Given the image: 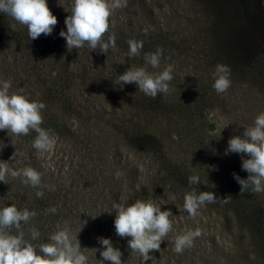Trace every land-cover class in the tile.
Segmentation results:
<instances>
[{
	"label": "rangeland",
	"instance_id": "1",
	"mask_svg": "<svg viewBox=\"0 0 264 264\" xmlns=\"http://www.w3.org/2000/svg\"><path fill=\"white\" fill-rule=\"evenodd\" d=\"M47 6L57 18L48 40L63 41L62 50L66 43L56 32L65 27L71 0H47ZM231 8L239 11V18H229ZM238 20L245 29H232L239 26ZM9 24L12 18L0 13V79L11 82V94L22 89L21 80L30 79L26 72L29 60L37 64L34 66L38 72L40 65L43 69L49 67V58L46 50L37 48L35 40H30L34 49L27 58L17 61L24 54L27 42H18L20 37L16 40L8 32ZM109 33L114 35L116 47L106 53L93 50L101 58V65L99 57L93 63L94 75L89 74L88 80L74 76L66 81L63 74L55 75L56 87L78 91L84 99V88L93 84L102 86L114 71L110 67L115 69L117 77L128 67L145 65L142 49L138 55L128 56L129 40L145 41L147 53L160 48L159 66H146V70L154 73L171 65L168 91L151 97L147 110L134 103L138 93L134 83L125 84L134 91L114 99L124 120L139 122L143 129H151L156 143L151 146L150 168L142 164L148 154L134 153L128 157L124 154L121 159V151L114 142L103 134L92 135L98 128L97 122L85 109L99 106L98 113L108 115L101 112L100 102L77 110L60 111L57 107L53 112L44 100L41 127L54 135L51 148L38 152L32 147L36 132L11 139L12 133L0 130V161H6L13 170L30 167L40 173L38 185L27 184L41 195L29 201L21 192L10 190L14 184L7 189L8 182L17 177L6 174L0 181L3 194L0 207L15 204L17 209L34 211L28 222L31 218H41L40 231L44 232H39L37 247L49 242L51 234L66 230L71 236H77L88 264H99L98 260H102L99 251L91 250L101 248L98 237L110 238L113 247L120 249L122 264H139V255L127 245L130 237H119L113 227L115 213L111 205L119 203L121 194H128L132 185L127 182L128 188L126 184L121 186L119 181L124 178L114 173L119 170L125 177L126 171L127 179L136 177L135 189L136 185L138 189L147 187L150 199L160 204L162 211L167 208L173 214L169 217L171 230L163 238L160 249L150 250L152 260L144 264H263L257 258L253 241L248 243L242 237L252 229L230 222L231 211L235 210L223 206L224 201L218 198L213 203H205L193 216L188 215L183 203L184 194L191 191H211L218 197L221 187L233 179V173L246 172L240 167L243 154L225 155L224 152L229 138L241 135L243 128L252 126L256 115L264 112V0H126L123 7L110 15L105 37ZM81 49L74 47L71 52L78 53ZM69 59L73 62L76 57ZM118 62L122 64L115 67ZM217 64L228 66L231 81L229 88L219 94L212 88V72ZM101 117L99 127L106 129L111 119L106 124ZM10 139L15 142L14 147ZM119 160L125 166L112 165ZM191 175L198 176V183L188 182ZM113 186L116 190L109 203L106 194ZM43 194H46L44 198ZM251 201L250 215L262 219L264 228V190L256 191ZM53 207L55 212L49 211ZM43 214H47L44 219ZM27 223L22 222L19 231L25 240L33 243L30 237L33 227L28 228ZM195 229L200 230V235L193 239L191 247L175 252L174 238ZM13 230L17 233L16 228ZM104 264L111 262L104 261Z\"/></svg>",
	"mask_w": 264,
	"mask_h": 264
},
{
	"label": "clouds",
	"instance_id": "2",
	"mask_svg": "<svg viewBox=\"0 0 264 264\" xmlns=\"http://www.w3.org/2000/svg\"><path fill=\"white\" fill-rule=\"evenodd\" d=\"M125 4L126 0H71L70 14L64 19L66 31L61 30L58 35L64 38L68 50L87 46L89 49H99L101 53H106L109 49H115L114 35L109 33L105 37L104 34L109 28L112 12ZM0 13L24 25L29 39H35L42 33L45 36L51 34L57 24L56 16L47 6V0H0ZM127 43L128 56L138 55L142 42L129 40ZM161 55L160 48L155 52L145 53V65L128 67L117 76L121 87L134 83L145 96L153 98L158 93L167 92L168 82L172 79L171 65L159 72L146 70V66L157 68ZM229 75L230 69L227 65L215 66L212 72V88L216 93H223L229 88ZM10 86V81L0 79V130H7V134L10 132L13 137L33 130L36 136L32 140V147L38 152L48 150L54 144V135L49 129L41 127L40 113L44 104L29 100L22 94V89L10 94ZM10 143L13 144L11 139ZM229 153L243 154L240 155V167L248 173L247 178L242 179L233 173V179L241 186V190L247 187L249 182L253 191L264 190V112L256 115L253 125L243 128L241 135L229 138L224 154ZM6 174L13 177L19 175L23 182L33 186L40 183V173L36 170L30 167L13 170L6 161H0V181H3ZM114 175L118 177L121 172L117 170ZM198 180L196 175L188 177L190 184H196ZM39 195L41 193L37 192V196ZM229 197L220 199L211 191L186 192L183 208L189 216H193L205 203H213L218 198L226 201ZM111 207L115 213V233L121 238L130 237L127 245L139 255V264L152 260L150 250H159L163 238L171 230V210L166 208L162 211L161 205L154 203L152 199H136L131 204L113 202ZM49 211L55 212V208ZM34 215V211L27 208L17 209L15 204L0 207V264H88V257L81 250L77 236H71L66 230L51 234L49 242L41 243L38 247L25 240L23 232L19 231L21 223H27ZM9 228H16L17 233L11 234ZM199 235V229L177 235L172 241L173 250L179 253L191 247L193 239ZM38 236V230H30L31 240ZM97 241L101 248L91 250L99 251L102 258L98 260L99 264H104V261L122 264V253L118 247H113L110 238L98 237Z\"/></svg>",
	"mask_w": 264,
	"mask_h": 264
},
{
	"label": "trees",
	"instance_id": "3",
	"mask_svg": "<svg viewBox=\"0 0 264 264\" xmlns=\"http://www.w3.org/2000/svg\"><path fill=\"white\" fill-rule=\"evenodd\" d=\"M233 8V7H232ZM230 12L229 18L238 17L239 11H236L235 9ZM232 16V17H231ZM246 19V18H245ZM234 20V19H233ZM15 20L12 19V24H9L8 32L16 39L18 40L17 36L20 37L18 42L20 40H25L27 42L26 44V50L22 57H17V61H21L22 59H25L29 56V53L32 52L34 49L33 46L28 42L30 40H35L34 46H38L37 48L44 49L48 52L46 54L48 56V63L49 67L47 69H43V65H40V70L37 72L35 70V66L37 65L33 63V61L29 60L31 62L29 65H26V72L27 76L30 77V79H23L22 81V94H25L29 100H35L38 102H42L46 100L47 104H49L51 110L54 112L55 108L58 107L60 111L62 109L64 110H77L79 107H83L85 109V106H91L96 104V102H100L101 104V112L102 113H108V115H100L98 113L97 108L99 106H96V109H85V112L88 114H91L92 120H95L97 122V130L92 132V135H105L107 139L114 142L117 147L118 151H121V159L122 155L125 154V157H128L130 154H148V158H143V166L144 168H150L151 166V146L154 145L156 142H153V137L151 136V129H143L141 127V124L139 122L131 123L126 120H124V115L116 108L117 102L115 100L117 98H120L125 95L127 92L134 91L132 90L133 87H127V85H123L121 87V82L118 80L117 77H115V69L110 67V71H113V73L109 74V79L103 83V85H90L87 88H84L83 93L85 94V98L81 95H78V91H70L67 89H60L56 87V76L55 75H61L63 74L65 77V81L69 77L76 76L77 78L81 76L85 80H88V75L93 74L96 72V67L93 63L96 64L98 57L96 54H94L92 49H89L87 46L81 47V51H78V53H73L71 50H68L67 47L61 50L62 38H60L61 42H51L48 40V36H45L43 33L40 34L35 39H29L27 35V29L24 25L17 23H14ZM239 26L236 25L232 29H245V25L241 23L242 21H237ZM14 23V24H13ZM244 25V26H241ZM4 28V27H3ZM61 30L66 31L65 27H60ZM221 28V27H220ZM60 31L56 32V35H58ZM56 40V39H55ZM57 41V40H56ZM59 41V40H58ZM142 42V41H141ZM60 45V46H59ZM58 47L59 50L56 49ZM141 49L147 53L149 48L145 44V41L142 42ZM99 55V54H98ZM75 56L76 59L72 62L70 61V57ZM101 58L99 57V63L101 65ZM136 62V60H134ZM140 62V61H138ZM122 63H119L115 65V67H119ZM33 68H31V66ZM34 69V70H33ZM82 73V74H81ZM15 76V74L13 73ZM71 86V85H69ZM137 89L136 87H134ZM138 93L136 92V100L134 103L137 105H140L141 108H150L151 106V97L145 96L139 89H137ZM87 92V93H86ZM91 95V97H89ZM115 99V100H114ZM92 102V103H91ZM91 103V104H90ZM97 105V104H96ZM113 106V109H110ZM117 111V112H116ZM41 114V113H40ZM42 116V114H41ZM102 116V117H101ZM99 117L103 118V122L106 123L107 119H111L108 123L106 129H103L99 127L100 120ZM87 121V119H85ZM63 123V121H62ZM107 124V123H106ZM29 133H35V131L30 130ZM25 136V134L23 135ZM17 137V136H15ZM15 137H11V139H14ZM14 141L11 146L14 147ZM117 155L120 156L117 153ZM122 163V164H121ZM125 166V162L119 160L117 164H112L115 167H121ZM139 167V162L136 163ZM136 167V166H135ZM125 171V169H124ZM125 177L120 175L118 178H124V180H120L121 186H124L126 184V187L128 188L127 182H132L129 187V193H123L121 194L119 203H125V204H131L136 199H145L148 200L151 198V194L149 193V190L145 186H141L138 189V186L134 185V181L136 180V177H132L131 179H127V172L125 171ZM238 176L242 179H246L248 176L247 172H241L238 174ZM17 178H14L12 183L8 182L7 189L15 185L10 189L11 191L18 193L21 192L23 194V197L28 199L29 201H32L34 196L37 195L38 190L33 191L32 187L30 188L29 185L26 182L22 181V177L17 175ZM115 187H111L110 193L106 194L107 201L111 202V196L112 193L114 194ZM9 191V192H11ZM126 192V191H125ZM256 191L252 190V185L249 182L247 187H244L241 190V186L234 180H230L224 186L221 187L219 191V195H217L220 199L225 198L227 196H230L227 198L226 201L223 202V206H228L234 209L238 212L236 214L235 211H231L232 218H230V222H235L238 226L250 230H255L252 232L250 231V235H242L243 239L246 240V242L250 243V241H253L254 246L257 249V258L258 260H261L264 264V228L262 226L263 220L260 218H256L250 215V210L252 201L251 199L255 197ZM46 194H43V198ZM1 198L3 197V194L0 192ZM113 197V196H112ZM39 199V198H38ZM44 216H47V214H43L42 219H44ZM228 220V222H229ZM33 223V225H31ZM41 218H31L30 221L27 223L28 228H36L39 232H44V230H41ZM8 231L15 235L16 232L13 230V228H9ZM39 243V236L33 240L34 245H38Z\"/></svg>",
	"mask_w": 264,
	"mask_h": 264
}]
</instances>
